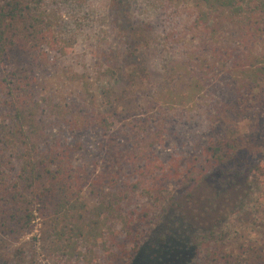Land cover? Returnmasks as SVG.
<instances>
[{
	"label": "trees",
	"instance_id": "16d2710c",
	"mask_svg": "<svg viewBox=\"0 0 264 264\" xmlns=\"http://www.w3.org/2000/svg\"><path fill=\"white\" fill-rule=\"evenodd\" d=\"M46 2L0 0V232L29 223L28 191L49 213L44 241L54 264H264L260 239L229 242L231 220L240 223L259 208L247 203L264 180V156L239 153L237 137L215 136L210 124L196 130L203 141L190 143L186 154L161 159L159 128L122 129L106 108L108 88L98 89L95 105L80 74L79 100L63 107L39 96L27 71L2 65L12 48L45 60L72 47ZM149 5L168 15L160 37L171 54L170 74L185 80V95L225 76L227 101L244 110L246 91L264 82V0ZM127 45L135 47L133 37ZM52 125L61 136L51 139ZM63 132L94 134L98 153L89 159L83 144Z\"/></svg>",
	"mask_w": 264,
	"mask_h": 264
},
{
	"label": "rangeland",
	"instance_id": "374dc122",
	"mask_svg": "<svg viewBox=\"0 0 264 264\" xmlns=\"http://www.w3.org/2000/svg\"><path fill=\"white\" fill-rule=\"evenodd\" d=\"M149 2L47 0L46 5L62 33L73 39L72 47L62 55L50 52L45 60L12 48L4 55L2 65L12 71H27L35 79L39 96L47 95L63 107L79 100L80 74L93 94L95 105L100 100L98 89L108 88L110 100L106 108L115 113L116 123L122 129L128 125L159 128L162 140L156 151L161 159L186 154L190 143L203 141L204 137H197L196 133L201 131L196 130L204 131V126L210 124L219 131L215 136L233 133L239 153L264 156V115L260 114L264 110V82L246 91L244 110H237L227 101L222 88L229 84L225 76L209 84L206 90L200 89L187 97L185 80L170 74L171 54L160 37L168 28V15L155 13ZM127 36L135 40L134 49L128 47ZM99 53L106 54L107 59L103 60ZM93 62L101 66H93ZM50 136L51 139L61 136L55 125ZM63 137L73 144H83L89 159L98 153V137L94 134L74 137L64 133ZM255 184L252 187L255 199L249 200L247 206L255 203L259 208L255 216L249 212L240 223L231 220L230 246L245 238L264 242V180ZM24 197L33 211L31 220L23 228L9 223L0 232V264H54L44 241L49 213L33 194L25 191ZM149 210L150 205L138 214ZM239 225L243 227L237 228ZM238 260L243 263L245 256L240 254Z\"/></svg>",
	"mask_w": 264,
	"mask_h": 264
}]
</instances>
